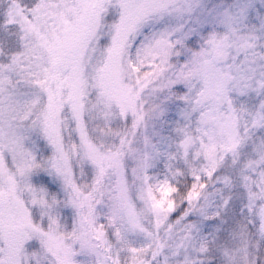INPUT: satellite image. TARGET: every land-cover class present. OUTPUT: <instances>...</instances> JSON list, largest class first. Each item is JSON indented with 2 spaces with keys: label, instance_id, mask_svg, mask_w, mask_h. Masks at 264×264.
Instances as JSON below:
<instances>
[{
  "label": "snow or ice",
  "instance_id": "snow-or-ice-1",
  "mask_svg": "<svg viewBox=\"0 0 264 264\" xmlns=\"http://www.w3.org/2000/svg\"><path fill=\"white\" fill-rule=\"evenodd\" d=\"M0 264H264V0H0Z\"/></svg>",
  "mask_w": 264,
  "mask_h": 264
}]
</instances>
